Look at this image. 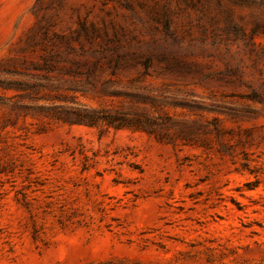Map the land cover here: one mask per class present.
Here are the masks:
<instances>
[{"label": "rangeland", "instance_id": "obj_1", "mask_svg": "<svg viewBox=\"0 0 264 264\" xmlns=\"http://www.w3.org/2000/svg\"><path fill=\"white\" fill-rule=\"evenodd\" d=\"M0 264H264V0H0Z\"/></svg>", "mask_w": 264, "mask_h": 264}, {"label": "trees", "instance_id": "obj_2", "mask_svg": "<svg viewBox=\"0 0 264 264\" xmlns=\"http://www.w3.org/2000/svg\"><path fill=\"white\" fill-rule=\"evenodd\" d=\"M145 62H147V59H145ZM144 64H145V66H144V67H145V71H144V73L146 74V73H147V71H146V66H148V65H147V63H144Z\"/></svg>", "mask_w": 264, "mask_h": 264}]
</instances>
